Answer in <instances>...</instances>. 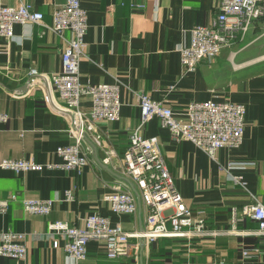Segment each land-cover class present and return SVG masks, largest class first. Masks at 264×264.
Segmentation results:
<instances>
[{"label": "crops", "instance_id": "0c3cea01", "mask_svg": "<svg viewBox=\"0 0 264 264\" xmlns=\"http://www.w3.org/2000/svg\"><path fill=\"white\" fill-rule=\"evenodd\" d=\"M22 1L42 11L45 24L52 23L55 8L66 2L0 0V5ZM133 2H144L145 7ZM82 4L89 26L80 80L119 82L120 118L95 122L103 137L97 142L92 132L93 141L85 139L92 151L83 148L89 161L80 173L62 167L15 173L0 166V233L7 229L26 233V263L74 264L63 246L66 238L48 232L49 221L82 224L86 215L97 211L129 231L141 230L147 211L142 200L136 213L118 214L104 198L115 184L126 187L127 182L130 187L123 176V156L131 132L141 122L137 92L162 100L178 114L192 100H231L246 106L244 137L238 146H224L214 156L189 139L172 137L155 115L140 129L145 136H158L175 183L195 215L204 218L210 229L225 232L160 237L136 256L118 258H109L103 242L91 239L87 257L76 264H142L141 254L143 264H264V234L258 232V222L246 216L236 231L230 230L233 205L242 207L255 198L264 204V18L255 19L217 57L203 59L195 71L185 72L180 47L190 42L193 26L209 22L220 0H82ZM14 32L13 38L0 37V111L9 115L0 122V162L34 157L60 164L56 149L73 141L70 122L51 102L58 98L52 86L28 87L27 81L32 67L45 73L62 68V52L72 31L62 37L43 24L17 23ZM91 104V97L84 95L81 108L88 110ZM70 188L74 200L64 198ZM12 193L17 197L10 198ZM25 196L55 201L48 214L31 213L24 208ZM8 198L3 209L1 201ZM244 247L260 250L244 257ZM23 263L0 254V264Z\"/></svg>", "mask_w": 264, "mask_h": 264}, {"label": "built area", "instance_id": "2783aa9c", "mask_svg": "<svg viewBox=\"0 0 264 264\" xmlns=\"http://www.w3.org/2000/svg\"><path fill=\"white\" fill-rule=\"evenodd\" d=\"M133 6L145 7L144 2H133ZM264 16V0H220L219 9L208 23L196 24L191 29L188 44L180 47L181 63L185 72L196 70L203 59H214L223 48L231 45L241 35L248 31L255 19ZM43 24L58 35L64 37L67 30L72 31L62 52V68L51 73L39 72L32 67L29 72V84L46 88H54L58 95L51 100L54 106L61 107L67 120L73 141L60 145L56 152L62 158L60 164L39 162L30 158H3L0 166L20 173L30 170L62 167L80 173L88 163V156L83 148L92 151L86 143L85 134L94 133L95 141L102 140V134L95 130V122L99 120H118L122 101L120 99V84L92 83L80 80V60L85 55L87 45L86 32L89 26L88 12L82 0H66L57 6L53 13L51 24H45L44 13L28 2L17 5H0V37L13 38L14 25ZM141 105V122L130 135L124 156L123 175L130 184H115L110 192L104 194L113 212L118 214H134L138 210V196L146 205L145 225L141 230L129 231L122 223H112L110 218L94 211L83 218L82 224H72L66 219L49 221L48 232L62 234L64 249L74 264L87 257L88 243L91 239L101 240L105 253L109 258L137 255L141 239L146 244L160 237L201 236L219 234L225 231L210 229L204 218L196 216L182 193L167 165L165 155L158 136H145L141 126L152 116H157L162 127L167 128L171 136L177 140L189 139L199 148L214 156L216 151L224 146H238L244 137L246 106L231 100L218 101L214 99L192 100L184 113L178 114L171 105L162 100L152 99L146 92H137ZM84 95L92 100L90 109L81 108L80 102ZM61 102V104H60ZM9 115L0 111V122H6ZM90 138V137H89ZM91 138V140L93 141ZM109 157L105 158L108 161ZM236 181H241L235 177ZM243 185L244 182L242 181ZM241 183V184H242ZM134 185V188H133ZM132 186V187H131ZM17 194H10L16 198ZM65 199L74 200L73 189H67ZM54 198H35L25 196L23 205L31 213L48 214ZM9 198L1 201L6 209ZM246 216L258 222V232L264 234V204L255 200L244 206L231 207V231L237 230V224ZM0 240V254L21 260L26 263L28 245L26 233L12 229L3 230ZM132 238H136L132 241ZM59 239L54 240V245ZM258 247H244V257H250L259 252Z\"/></svg>", "mask_w": 264, "mask_h": 264}, {"label": "water", "instance_id": "95a60500", "mask_svg": "<svg viewBox=\"0 0 264 264\" xmlns=\"http://www.w3.org/2000/svg\"><path fill=\"white\" fill-rule=\"evenodd\" d=\"M29 78H28V81H27V86L29 87ZM48 86V85H47ZM85 138L87 139V140H89V142H92V140L89 138V136L88 135H86L85 134ZM124 176V175H123ZM126 178H127V180H129V178L127 177V176H125ZM130 181V180H129ZM131 182V181H130ZM132 183V182H131ZM133 188H134V185H133ZM141 201V199H140V197L138 196V204H139V202ZM146 244V241H145V239L143 238V239H141V241H140V250L142 251V249H143V246ZM140 258H141V262H142V264H143V258H142V254L140 255Z\"/></svg>", "mask_w": 264, "mask_h": 264}, {"label": "rangeland", "instance_id": "374dc122", "mask_svg": "<svg viewBox=\"0 0 264 264\" xmlns=\"http://www.w3.org/2000/svg\"><path fill=\"white\" fill-rule=\"evenodd\" d=\"M260 18H264V16L263 17H260ZM260 18H258V19H260ZM151 243V242H150ZM139 251H140V249H139ZM134 256H136L135 254H133ZM132 256V255H131Z\"/></svg>", "mask_w": 264, "mask_h": 264}, {"label": "trees", "instance_id": "16d2710c", "mask_svg": "<svg viewBox=\"0 0 264 264\" xmlns=\"http://www.w3.org/2000/svg\"><path fill=\"white\" fill-rule=\"evenodd\" d=\"M152 243V242H151Z\"/></svg>", "mask_w": 264, "mask_h": 264}]
</instances>
